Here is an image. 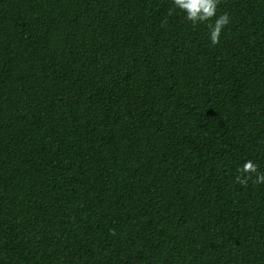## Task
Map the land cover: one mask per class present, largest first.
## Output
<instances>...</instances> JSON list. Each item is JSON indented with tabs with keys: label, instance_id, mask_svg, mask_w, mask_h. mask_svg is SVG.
<instances>
[{
	"label": "trees",
	"instance_id": "1",
	"mask_svg": "<svg viewBox=\"0 0 264 264\" xmlns=\"http://www.w3.org/2000/svg\"><path fill=\"white\" fill-rule=\"evenodd\" d=\"M224 13L0 0V264H264V0Z\"/></svg>",
	"mask_w": 264,
	"mask_h": 264
},
{
	"label": "clouds",
	"instance_id": "2",
	"mask_svg": "<svg viewBox=\"0 0 264 264\" xmlns=\"http://www.w3.org/2000/svg\"><path fill=\"white\" fill-rule=\"evenodd\" d=\"M173 3L175 8L181 10L185 14V18L193 24L206 22L215 17L214 24H209L210 40L213 45L219 43L224 27L230 22L227 13L217 16L219 0H173ZM239 171L241 175L237 176V180L241 184H247L250 177L245 174L248 173H257L255 182L264 183V173H259L258 165L251 160H246Z\"/></svg>",
	"mask_w": 264,
	"mask_h": 264
}]
</instances>
